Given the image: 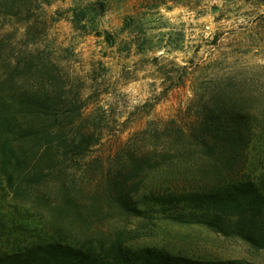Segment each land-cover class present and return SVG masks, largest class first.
Masks as SVG:
<instances>
[{
	"label": "rangeland",
	"instance_id": "obj_1",
	"mask_svg": "<svg viewBox=\"0 0 264 264\" xmlns=\"http://www.w3.org/2000/svg\"><path fill=\"white\" fill-rule=\"evenodd\" d=\"M0 40L12 63L34 62L47 72L40 88H60L71 113L64 131L91 143L81 169L70 172L91 191L108 173L130 169L133 157L165 158L176 145L170 135L190 133L204 107L264 115V0H0ZM245 154L243 173L261 172L264 140ZM164 162L125 178L128 190L138 196L181 180L148 175ZM127 222L139 244L164 239L264 264V251L199 227Z\"/></svg>",
	"mask_w": 264,
	"mask_h": 264
},
{
	"label": "trees",
	"instance_id": "obj_2",
	"mask_svg": "<svg viewBox=\"0 0 264 264\" xmlns=\"http://www.w3.org/2000/svg\"><path fill=\"white\" fill-rule=\"evenodd\" d=\"M45 75L34 62L12 63L0 40V264H258L164 239L139 244L127 221L199 227L264 251V167L243 173L246 150L264 140V115L204 107L190 133L170 135L176 145L165 158L133 157L130 169L108 173L91 191L70 172L81 169L89 137L64 131L68 103L52 82L40 88ZM163 159L148 175L182 179L134 196L125 178ZM115 217L126 224L111 225Z\"/></svg>",
	"mask_w": 264,
	"mask_h": 264
}]
</instances>
